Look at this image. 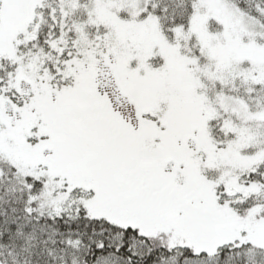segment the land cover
Masks as SVG:
<instances>
[{
    "label": "snow or ice",
    "instance_id": "obj_1",
    "mask_svg": "<svg viewBox=\"0 0 264 264\" xmlns=\"http://www.w3.org/2000/svg\"><path fill=\"white\" fill-rule=\"evenodd\" d=\"M0 264H264V0H0Z\"/></svg>",
    "mask_w": 264,
    "mask_h": 264
}]
</instances>
